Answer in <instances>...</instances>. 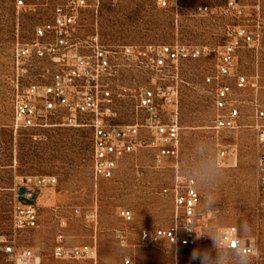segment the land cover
<instances>
[{
    "label": "rangeland",
    "instance_id": "obj_1",
    "mask_svg": "<svg viewBox=\"0 0 264 264\" xmlns=\"http://www.w3.org/2000/svg\"><path fill=\"white\" fill-rule=\"evenodd\" d=\"M18 1L24 5L17 7ZM61 1L0 0V236L16 239L21 248L34 251L42 264H92L55 260L59 241L70 248H96L97 264H122L125 259L135 264H201L200 255L209 258V264H216L218 258L222 264H242L235 252L221 244L222 233L236 228L242 238L258 247L259 258L246 257L248 264H264V196L258 189L259 133L255 128V112L264 107V0H237L245 9L243 17L225 8L229 0H171L172 8L166 10L154 0H118L104 3L98 11L81 13L83 40L98 34L109 51L176 44L213 51L224 44L226 27L237 23L251 27L261 40L258 49L241 50L236 66L237 73L250 81L233 98L241 111L239 129H214L217 88L235 87V79L218 77L217 53L180 62L165 83L179 91L178 150L167 149L162 154L141 149L124 158L111 180L98 182L92 175L91 129L58 123L34 133L13 129L17 79L21 89L39 72L36 63L17 69L16 45L29 42L38 26L51 22ZM205 5L219 12L197 15L196 9ZM126 66L116 83L122 95L111 123L116 126L136 122L138 89L150 77L144 66L128 61ZM34 176L55 177L58 183L44 189L39 198L37 227L15 232L16 195L24 193L23 179ZM177 177L195 179L201 197V227L197 230L206 236L207 246L195 250V259L191 249L166 242L144 247L140 241L143 231L160 233L175 224L173 199L162 190L173 188ZM76 210L82 215L76 216ZM94 212L97 220L92 223L86 216ZM122 212L131 213V218H121Z\"/></svg>",
    "mask_w": 264,
    "mask_h": 264
},
{
    "label": "built area",
    "instance_id": "obj_2",
    "mask_svg": "<svg viewBox=\"0 0 264 264\" xmlns=\"http://www.w3.org/2000/svg\"><path fill=\"white\" fill-rule=\"evenodd\" d=\"M118 0H62L57 4L52 20L38 26L29 42L17 43L15 65L39 66V72L29 77L23 88L13 98V129L25 133L39 132L58 124L69 128H89L93 132L92 175L96 182L111 180L127 155L141 149H155L166 154L167 149L178 150L180 132L179 91L166 86L167 75L177 69L180 62L197 59L216 52L219 58L218 77L235 79V87L219 86L215 106L217 132L234 131L240 127L241 111L233 101L236 93L250 85L249 78L237 73L236 66L242 49L256 50L260 35L245 24L229 25L224 32L225 42L217 50L190 49L183 45H148L118 47L109 51L99 41L98 34L83 40L81 13L98 11L104 3ZM160 9L172 8L171 0H154ZM17 7L23 6L18 1ZM226 9L236 17L245 16V9L237 0H229ZM219 9L200 6L199 16H214ZM208 50V51H207ZM144 66L149 72L138 89L137 120L126 126L112 125L117 117L115 104L122 95L116 89L126 62ZM27 73V69L22 70ZM211 83V79H207ZM255 128L259 133V158L257 162L258 189L264 196V107L255 112ZM162 161L159 160L160 164ZM55 177L34 176L23 179L24 193L16 195L13 208V229H35L39 221V198L44 189L54 188ZM162 194L170 196L177 212L174 225L160 233L143 231L142 246H157L162 242L180 249L203 251L206 236L200 229L198 212L201 201L197 183L193 178L177 177L173 188H164ZM22 199V201H18ZM81 216L80 210L75 211ZM123 219L131 213L122 212ZM90 222L97 220L96 212L88 214ZM199 237V238H197ZM122 239V234H118ZM247 240L251 258H259L256 244L242 238L236 228H229L221 235V244L237 254L236 241ZM231 241V246L228 245ZM264 247V246H263ZM57 261H84L97 264L96 248H70L59 241L53 252ZM0 264H42L41 257L30 249H23L16 239L0 236ZM116 264V263H109ZM122 264H135L125 259Z\"/></svg>",
    "mask_w": 264,
    "mask_h": 264
},
{
    "label": "clouds",
    "instance_id": "obj_3",
    "mask_svg": "<svg viewBox=\"0 0 264 264\" xmlns=\"http://www.w3.org/2000/svg\"><path fill=\"white\" fill-rule=\"evenodd\" d=\"M213 201L209 200V203L211 204ZM242 230H243V226H242ZM199 238V237H197ZM229 246H231V241L227 242ZM248 241L247 240H243L241 241L240 239H238L236 241V246H237V255L241 258V262L242 264H248V261L246 259V257H248L249 255V248H248ZM197 253L195 252V250L192 253V258L195 259L197 257ZM200 260H201V264H209V258L200 255ZM216 264H222V258H218V260L216 261Z\"/></svg>",
    "mask_w": 264,
    "mask_h": 264
}]
</instances>
